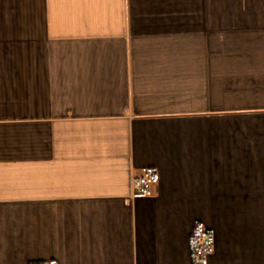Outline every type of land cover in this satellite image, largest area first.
<instances>
[{
  "label": "crops",
  "instance_id": "crops-1",
  "mask_svg": "<svg viewBox=\"0 0 264 264\" xmlns=\"http://www.w3.org/2000/svg\"><path fill=\"white\" fill-rule=\"evenodd\" d=\"M198 227L264 264V0H0V264H200Z\"/></svg>",
  "mask_w": 264,
  "mask_h": 264
},
{
  "label": "built area",
  "instance_id": "built-area-1",
  "mask_svg": "<svg viewBox=\"0 0 264 264\" xmlns=\"http://www.w3.org/2000/svg\"><path fill=\"white\" fill-rule=\"evenodd\" d=\"M150 185V180L148 178H139L135 179L134 181V189L137 192H142L145 189H147ZM216 243V237L214 234H207L206 236L203 237L201 240L198 250H197V255L200 258V260H204L203 262H200V264H207L206 259L208 258V255L213 248V246Z\"/></svg>",
  "mask_w": 264,
  "mask_h": 264
},
{
  "label": "trees",
  "instance_id": "trees-1",
  "mask_svg": "<svg viewBox=\"0 0 264 264\" xmlns=\"http://www.w3.org/2000/svg\"><path fill=\"white\" fill-rule=\"evenodd\" d=\"M203 237L204 236H201V229L199 227L194 231V233L191 236V243H192V247H193V254L196 257H198L197 250H198L199 244H200L201 240L203 239ZM32 264H41V263H39V262H33Z\"/></svg>",
  "mask_w": 264,
  "mask_h": 264
}]
</instances>
